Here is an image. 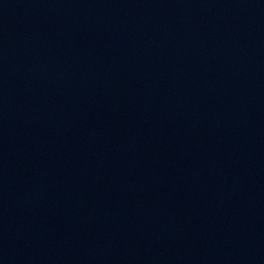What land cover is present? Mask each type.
I'll return each instance as SVG.
<instances>
[{"label": "water", "instance_id": "water-1", "mask_svg": "<svg viewBox=\"0 0 264 264\" xmlns=\"http://www.w3.org/2000/svg\"><path fill=\"white\" fill-rule=\"evenodd\" d=\"M0 264H264V0H0Z\"/></svg>", "mask_w": 264, "mask_h": 264}]
</instances>
